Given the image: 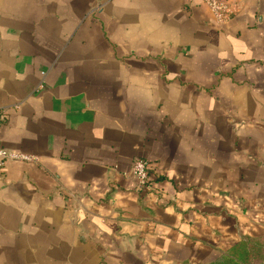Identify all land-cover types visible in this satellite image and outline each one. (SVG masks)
Returning <instances> with one entry per match:
<instances>
[{"label": "crops", "instance_id": "1", "mask_svg": "<svg viewBox=\"0 0 264 264\" xmlns=\"http://www.w3.org/2000/svg\"><path fill=\"white\" fill-rule=\"evenodd\" d=\"M0 0V264H210L264 236V0ZM148 163L138 187L132 162Z\"/></svg>", "mask_w": 264, "mask_h": 264}, {"label": "built area", "instance_id": "2", "mask_svg": "<svg viewBox=\"0 0 264 264\" xmlns=\"http://www.w3.org/2000/svg\"><path fill=\"white\" fill-rule=\"evenodd\" d=\"M201 4L205 5L210 11L214 23L222 27L225 23L230 21L233 17L232 3L235 0H198ZM2 111L0 109V116ZM8 162H24L34 163L36 158L30 155L13 152L0 146V169L3 168ZM131 173L136 180L138 187H146L149 182V167L148 163L142 159H135L132 162Z\"/></svg>", "mask_w": 264, "mask_h": 264}, {"label": "trees", "instance_id": "3", "mask_svg": "<svg viewBox=\"0 0 264 264\" xmlns=\"http://www.w3.org/2000/svg\"><path fill=\"white\" fill-rule=\"evenodd\" d=\"M264 264V236L246 238L233 246L220 260L210 264Z\"/></svg>", "mask_w": 264, "mask_h": 264}, {"label": "rangeland", "instance_id": "4", "mask_svg": "<svg viewBox=\"0 0 264 264\" xmlns=\"http://www.w3.org/2000/svg\"><path fill=\"white\" fill-rule=\"evenodd\" d=\"M253 264H258V262H255V261H254Z\"/></svg>", "mask_w": 264, "mask_h": 264}]
</instances>
